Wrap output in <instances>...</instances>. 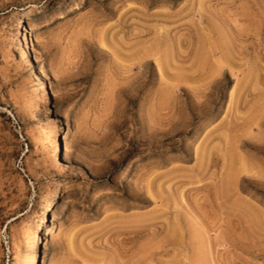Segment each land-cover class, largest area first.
Returning <instances> with one entry per match:
<instances>
[{"label": "rangeland", "instance_id": "374dc122", "mask_svg": "<svg viewBox=\"0 0 264 264\" xmlns=\"http://www.w3.org/2000/svg\"><path fill=\"white\" fill-rule=\"evenodd\" d=\"M264 264V0H0V264Z\"/></svg>", "mask_w": 264, "mask_h": 264}, {"label": "bare ground", "instance_id": "6f19581e", "mask_svg": "<svg viewBox=\"0 0 264 264\" xmlns=\"http://www.w3.org/2000/svg\"><path fill=\"white\" fill-rule=\"evenodd\" d=\"M42 264H45V261H44V259L42 260Z\"/></svg>", "mask_w": 264, "mask_h": 264}]
</instances>
